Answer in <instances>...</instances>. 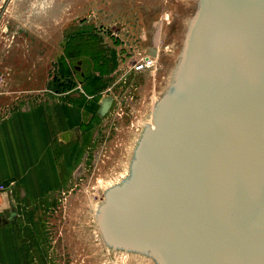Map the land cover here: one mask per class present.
<instances>
[{
    "label": "rangeland",
    "instance_id": "rangeland-1",
    "mask_svg": "<svg viewBox=\"0 0 264 264\" xmlns=\"http://www.w3.org/2000/svg\"><path fill=\"white\" fill-rule=\"evenodd\" d=\"M205 2L0 0V120L29 105L69 103L83 117L81 138L64 148L62 185L25 205L39 217L32 260L163 264L110 242L101 212L133 180L156 108L184 99L179 77ZM144 55L154 67L134 73Z\"/></svg>",
    "mask_w": 264,
    "mask_h": 264
},
{
    "label": "water",
    "instance_id": "water-1",
    "mask_svg": "<svg viewBox=\"0 0 264 264\" xmlns=\"http://www.w3.org/2000/svg\"><path fill=\"white\" fill-rule=\"evenodd\" d=\"M179 86L109 194L105 232L163 264H264V0H206Z\"/></svg>",
    "mask_w": 264,
    "mask_h": 264
},
{
    "label": "crops",
    "instance_id": "crops-1",
    "mask_svg": "<svg viewBox=\"0 0 264 264\" xmlns=\"http://www.w3.org/2000/svg\"><path fill=\"white\" fill-rule=\"evenodd\" d=\"M50 106L29 105L0 120V264H40L31 255L40 250L31 221L39 217L25 205L62 185L64 148L81 138L80 110Z\"/></svg>",
    "mask_w": 264,
    "mask_h": 264
},
{
    "label": "built area",
    "instance_id": "built-area-1",
    "mask_svg": "<svg viewBox=\"0 0 264 264\" xmlns=\"http://www.w3.org/2000/svg\"><path fill=\"white\" fill-rule=\"evenodd\" d=\"M155 59L152 56L144 55L140 56L138 59L134 60L131 64V70L134 73H142L146 70H150L154 67ZM6 189L5 186L0 185V192Z\"/></svg>",
    "mask_w": 264,
    "mask_h": 264
},
{
    "label": "bare ground",
    "instance_id": "bare-ground-1",
    "mask_svg": "<svg viewBox=\"0 0 264 264\" xmlns=\"http://www.w3.org/2000/svg\"><path fill=\"white\" fill-rule=\"evenodd\" d=\"M152 127H153V126H152ZM152 127H151V128H152ZM106 231H107L106 234H107L109 240H110L111 242H113L115 245L119 246L120 243L116 242V241L110 236V232H109L107 226H106ZM121 246H125V247H129V248H134V249H137V250H140V251H144V250L139 249V248H136V247H134V246H128V245H124V244H122ZM145 252H150V251H145ZM150 253H151V252H150ZM152 255H153L157 260H159V261L161 262V260L158 259L154 254H152Z\"/></svg>",
    "mask_w": 264,
    "mask_h": 264
}]
</instances>
